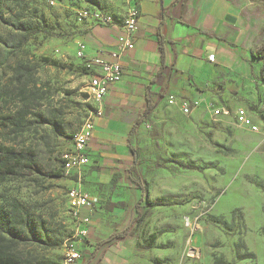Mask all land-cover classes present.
<instances>
[{"label": "rangeland", "instance_id": "1", "mask_svg": "<svg viewBox=\"0 0 264 264\" xmlns=\"http://www.w3.org/2000/svg\"><path fill=\"white\" fill-rule=\"evenodd\" d=\"M136 11V0H0V116L22 108L29 113L22 131L0 127V145L13 147L36 165L33 172L0 176V214L19 203L35 231L61 243L56 249L36 240L12 245L8 234L0 232V249L23 260L83 264L84 253L91 250L83 219L104 215L113 204L118 205L113 211L121 212L120 203L128 201L122 173L108 184L91 182L89 155L79 174L65 172L63 155L97 109L79 45L87 46L90 57L93 30L120 31ZM17 20L38 32H18ZM259 37L256 54L264 57V28ZM198 91L190 102L161 103L133 140L150 196L166 206L148 210L112 264H264V153L259 139L264 130L251 132L238 117L241 109L259 116L262 101L246 106L232 92ZM186 105H191L188 115L182 112ZM170 160L199 170H184ZM55 173L60 176H50ZM71 190L87 205L73 207ZM69 249L81 258L67 263Z\"/></svg>", "mask_w": 264, "mask_h": 264}, {"label": "crops", "instance_id": "2", "mask_svg": "<svg viewBox=\"0 0 264 264\" xmlns=\"http://www.w3.org/2000/svg\"><path fill=\"white\" fill-rule=\"evenodd\" d=\"M136 1L139 17L134 48L121 54L123 77L108 88L97 104L99 114L93 118L88 142L91 182L108 184L114 174L133 164L130 133L149 99L164 95L162 104L173 99L176 106L195 99L199 88H210L208 92L216 89V93L237 94L246 106L259 101L264 105V60L256 54L264 28V0ZM121 32L95 28L90 37L95 47L91 56L99 49L117 51ZM254 119L264 130V116L259 114ZM259 139L264 153V136ZM121 212L108 209L104 215H93V220L83 219V234L91 248L84 253L85 258L123 225L125 208ZM124 241L105 244L98 254L103 255L102 260L97 257L89 264H112Z\"/></svg>", "mask_w": 264, "mask_h": 264}, {"label": "trees", "instance_id": "3", "mask_svg": "<svg viewBox=\"0 0 264 264\" xmlns=\"http://www.w3.org/2000/svg\"><path fill=\"white\" fill-rule=\"evenodd\" d=\"M32 25L27 23L16 21L14 27L18 32L34 34L38 31H32ZM160 45H162V36H159ZM28 38H24L27 41ZM163 51V49H162ZM264 60V57H262ZM45 62L54 66H61L57 61H50L44 59ZM264 72V66H263ZM264 84V76L262 78ZM165 96L155 100H148L146 109L137 119L130 133L129 147L133 154V164L129 167H125L122 174L125 179L126 186L130 192V199L128 202L120 203L122 208L126 211V220L123 225L118 228L107 240H103L99 243L98 247L87 257L83 264H89L97 258L101 261L102 256L98 255L100 249L107 243L112 241L122 242L133 235L134 229L141 224L148 212V210L165 207L161 201H155L150 196L149 183L145 179L141 170V159L138 149L133 145V140L139 138V133L143 126L151 123V116L159 107L161 102L165 100ZM26 112L23 108L14 112H9L6 115L0 116V127L12 128L14 130L22 131L27 128L28 121ZM169 162L176 163L184 170H199L197 167L185 164L181 160H170ZM157 169L164 168V164H157ZM36 170V165L31 160H26L24 155L18 153L13 147H6L0 145V176L8 178L17 175L18 171ZM52 177H59L60 173L50 175ZM118 205H111L109 210L117 207ZM26 210L19 203H13L9 206V210L0 214V232L7 233L9 236V242L12 245H19L26 243L30 240H36L39 243L44 244L46 249H56L60 246L59 241H52L49 237L39 234L35 231L34 221H28ZM4 238V237H3ZM0 264H63L60 261L50 258H39L36 260H23L18 254L10 251L0 249Z\"/></svg>", "mask_w": 264, "mask_h": 264}, {"label": "built area", "instance_id": "4", "mask_svg": "<svg viewBox=\"0 0 264 264\" xmlns=\"http://www.w3.org/2000/svg\"><path fill=\"white\" fill-rule=\"evenodd\" d=\"M139 13H132L125 23L122 32L117 36V51L106 53L99 49L94 56L86 57L87 46L81 44L78 47V57L84 59L87 70L91 73L88 83V91L91 98L98 104L107 95L108 88L119 83L123 77V66L120 56L123 52L134 48L135 32L137 27ZM214 55L209 60L214 61ZM174 100L170 99V104H174ZM175 105V104H174ZM191 105L182 108V112L186 115L190 114ZM92 116L86 124L78 130L72 137V149L63 155V168L66 173L75 172L79 174L81 169L88 165V142L93 129V118L99 114L96 107ZM259 114L264 116V105L259 109ZM238 117L241 123L251 132L257 133L260 129V121L257 122L245 110L238 111ZM71 204L75 208L87 205V200L82 197L76 190L69 192ZM81 255L78 251L69 249L66 255L67 263H74L79 260Z\"/></svg>", "mask_w": 264, "mask_h": 264}]
</instances>
